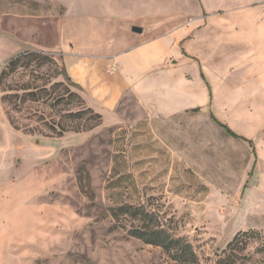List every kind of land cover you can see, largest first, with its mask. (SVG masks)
<instances>
[{"label":"rangeland","instance_id":"rangeland-1","mask_svg":"<svg viewBox=\"0 0 264 264\" xmlns=\"http://www.w3.org/2000/svg\"><path fill=\"white\" fill-rule=\"evenodd\" d=\"M95 1L87 22V0H39L45 18L29 19L17 47L2 38L0 69L20 49L60 61L70 37L82 46L87 38L118 44L126 36L127 48L136 34L130 25L143 28L142 38L162 21L200 15L197 0ZM6 18L0 32L10 27ZM219 78L232 84L231 98L229 87L211 85L203 109L252 148L198 111L151 123L132 95L107 112L74 88L101 124L61 137L24 111L10 113L13 129L0 100V264H181L128 235L141 222L115 218L123 204L151 214L145 226L187 242L197 264H264V72L227 70Z\"/></svg>","mask_w":264,"mask_h":264},{"label":"crops","instance_id":"crops-1","mask_svg":"<svg viewBox=\"0 0 264 264\" xmlns=\"http://www.w3.org/2000/svg\"><path fill=\"white\" fill-rule=\"evenodd\" d=\"M29 1L5 0L0 18L8 17L6 22L10 27H5V33L0 32V44L2 38L8 37L17 47L29 27V19L45 18L39 14V0H34V9L30 8ZM95 2L87 0V22L93 15L90 7L97 6ZM197 3L200 15L195 19L178 23L162 21L155 26L157 32L142 38L139 37L144 32L141 28V33L132 36V44L127 48L124 47L128 44L126 36L118 44L87 38L80 46L78 37H70V47H67L62 40L65 52H57L62 56L57 63L82 90L87 102L107 112L115 110L125 95H132L149 110L151 123L167 121L194 109L210 118L211 114L203 107L207 91H212L211 85L229 87L231 98L232 84L219 81L222 71L264 72V0H197ZM61 18L57 16L54 20ZM19 20L25 24L14 25ZM131 28L130 25V32ZM34 50L39 51L20 49L15 53ZM208 76L212 83L207 80ZM215 93L219 96L218 90Z\"/></svg>","mask_w":264,"mask_h":264},{"label":"trees","instance_id":"trees-1","mask_svg":"<svg viewBox=\"0 0 264 264\" xmlns=\"http://www.w3.org/2000/svg\"><path fill=\"white\" fill-rule=\"evenodd\" d=\"M74 88L77 86L64 68L51 55L42 51L18 53L0 69V100L7 108L6 118L15 130L18 127L10 113L20 114L22 111L26 112L27 119H36L47 133L55 137H61L69 131L88 132L98 127L101 115L84 107L82 98ZM196 111L197 109L192 110ZM210 118L227 136L247 142L252 148L250 141L236 135L212 115ZM24 131L27 134L34 132L32 129ZM113 216H125L141 222L140 227L128 230V235L132 238L162 248L181 264H197L195 253L187 242L172 238L161 228L145 226L146 222L152 221V215L143 209L123 204L113 210Z\"/></svg>","mask_w":264,"mask_h":264},{"label":"water","instance_id":"water-1","mask_svg":"<svg viewBox=\"0 0 264 264\" xmlns=\"http://www.w3.org/2000/svg\"><path fill=\"white\" fill-rule=\"evenodd\" d=\"M131 31L133 33H136V34H140L141 33V28H139V27H132L131 28Z\"/></svg>","mask_w":264,"mask_h":264}]
</instances>
